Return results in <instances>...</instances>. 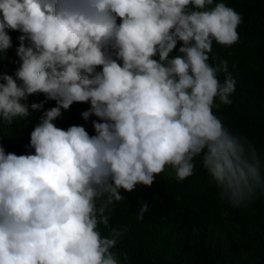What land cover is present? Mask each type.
<instances>
[{
  "label": "clouds",
  "instance_id": "9594fccd",
  "mask_svg": "<svg viewBox=\"0 0 264 264\" xmlns=\"http://www.w3.org/2000/svg\"><path fill=\"white\" fill-rule=\"evenodd\" d=\"M242 22L223 0H0V63L19 33L18 67L0 70V127L42 109L32 151L0 144V264H127L113 250L127 226L100 228L122 190L151 187L166 166L183 181L197 157L232 206L264 190L256 149L213 111L236 83L219 79L228 62L213 43H238ZM74 103L90 105L80 115L97 118L94 134L54 123Z\"/></svg>",
  "mask_w": 264,
  "mask_h": 264
},
{
  "label": "trees",
  "instance_id": "16d2710c",
  "mask_svg": "<svg viewBox=\"0 0 264 264\" xmlns=\"http://www.w3.org/2000/svg\"><path fill=\"white\" fill-rule=\"evenodd\" d=\"M243 17L238 26L239 42L231 47L213 43V54L228 62L235 91L229 105L219 104L216 114L230 132L246 138L256 149L264 178V0H223ZM12 47L4 54L0 70L13 74L19 58L18 32L9 30ZM43 95L28 97L27 104L39 103ZM48 101L44 108L54 106ZM88 103H74L54 121L57 127L83 125L94 134L91 117L80 113ZM42 109H29V116L10 127H0V144L6 152L26 154L31 149L29 133L38 122ZM125 199L114 205L109 227L100 225L107 235L111 228L127 226V232L114 251L127 253V264H264V190L246 206H232L221 200L199 157L194 174L183 181L175 179L169 166L157 174L151 187L138 185L134 192H123ZM148 211L137 220L141 202ZM123 262V257L120 256Z\"/></svg>",
  "mask_w": 264,
  "mask_h": 264
}]
</instances>
